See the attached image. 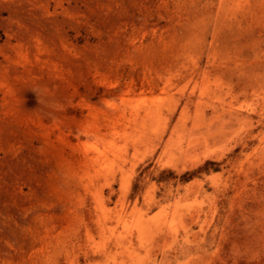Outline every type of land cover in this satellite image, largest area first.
<instances>
[{"label": "rangeland", "instance_id": "1", "mask_svg": "<svg viewBox=\"0 0 264 264\" xmlns=\"http://www.w3.org/2000/svg\"><path fill=\"white\" fill-rule=\"evenodd\" d=\"M0 264H264V0H0Z\"/></svg>", "mask_w": 264, "mask_h": 264}]
</instances>
